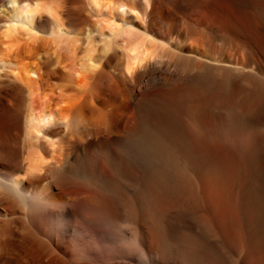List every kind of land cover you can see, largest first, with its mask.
<instances>
[{"label":"bare ground","instance_id":"1","mask_svg":"<svg viewBox=\"0 0 264 264\" xmlns=\"http://www.w3.org/2000/svg\"><path fill=\"white\" fill-rule=\"evenodd\" d=\"M0 264H264V0H0Z\"/></svg>","mask_w":264,"mask_h":264}]
</instances>
